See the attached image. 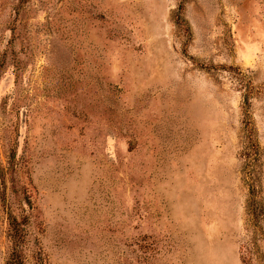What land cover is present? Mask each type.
I'll return each instance as SVG.
<instances>
[{
    "label": "rangeland",
    "instance_id": "rangeland-1",
    "mask_svg": "<svg viewBox=\"0 0 264 264\" xmlns=\"http://www.w3.org/2000/svg\"><path fill=\"white\" fill-rule=\"evenodd\" d=\"M0 264H264V0H0Z\"/></svg>",
    "mask_w": 264,
    "mask_h": 264
},
{
    "label": "trees",
    "instance_id": "trees-1",
    "mask_svg": "<svg viewBox=\"0 0 264 264\" xmlns=\"http://www.w3.org/2000/svg\"><path fill=\"white\" fill-rule=\"evenodd\" d=\"M253 136H254V130L253 128L251 129L249 128V130H247L249 157L255 159L259 155V146L257 142L255 141V139L253 140ZM251 217H252V221H255V219L257 218V214L254 209H251Z\"/></svg>",
    "mask_w": 264,
    "mask_h": 264
}]
</instances>
